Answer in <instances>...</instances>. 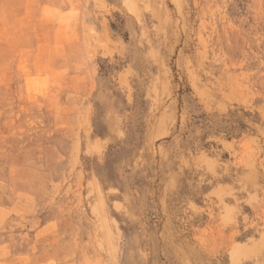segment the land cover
<instances>
[{"label": "rangeland", "instance_id": "1", "mask_svg": "<svg viewBox=\"0 0 264 264\" xmlns=\"http://www.w3.org/2000/svg\"><path fill=\"white\" fill-rule=\"evenodd\" d=\"M0 264H264V0H0Z\"/></svg>", "mask_w": 264, "mask_h": 264}]
</instances>
